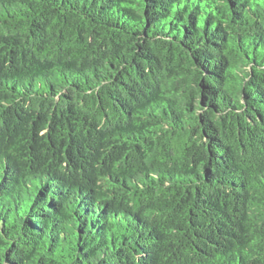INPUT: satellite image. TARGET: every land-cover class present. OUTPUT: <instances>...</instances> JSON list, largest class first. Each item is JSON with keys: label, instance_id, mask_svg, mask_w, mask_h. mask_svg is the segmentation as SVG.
Masks as SVG:
<instances>
[{"label": "trees", "instance_id": "obj_1", "mask_svg": "<svg viewBox=\"0 0 264 264\" xmlns=\"http://www.w3.org/2000/svg\"><path fill=\"white\" fill-rule=\"evenodd\" d=\"M0 264H264V0H0Z\"/></svg>", "mask_w": 264, "mask_h": 264}]
</instances>
